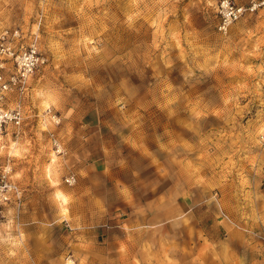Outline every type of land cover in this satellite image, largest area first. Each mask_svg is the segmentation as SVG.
I'll use <instances>...</instances> for the list:
<instances>
[{
  "label": "rangeland",
  "instance_id": "1",
  "mask_svg": "<svg viewBox=\"0 0 264 264\" xmlns=\"http://www.w3.org/2000/svg\"><path fill=\"white\" fill-rule=\"evenodd\" d=\"M217 2L0 0L47 58L8 96L0 264H264V9Z\"/></svg>",
  "mask_w": 264,
  "mask_h": 264
},
{
  "label": "built area",
  "instance_id": "2",
  "mask_svg": "<svg viewBox=\"0 0 264 264\" xmlns=\"http://www.w3.org/2000/svg\"><path fill=\"white\" fill-rule=\"evenodd\" d=\"M264 9V0H251L247 7L237 5L233 0H218L216 12L219 16L218 31L226 32L243 15ZM47 64V58L38 47L36 37L26 39L20 29L0 33V135L10 128H19L24 115L17 105L8 107L11 93L23 96L32 75ZM52 146L59 153V144L53 138ZM264 143V133L259 136ZM67 185L75 183L74 177L65 179ZM24 194L13 179L8 165L0 163V212L23 205Z\"/></svg>",
  "mask_w": 264,
  "mask_h": 264
},
{
  "label": "crops",
  "instance_id": "3",
  "mask_svg": "<svg viewBox=\"0 0 264 264\" xmlns=\"http://www.w3.org/2000/svg\"><path fill=\"white\" fill-rule=\"evenodd\" d=\"M61 198H62V196H61ZM64 200V199H63Z\"/></svg>",
  "mask_w": 264,
  "mask_h": 264
}]
</instances>
